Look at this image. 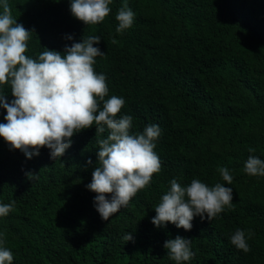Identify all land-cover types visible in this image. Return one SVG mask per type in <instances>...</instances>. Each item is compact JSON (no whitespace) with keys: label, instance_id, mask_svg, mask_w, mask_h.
Listing matches in <instances>:
<instances>
[{"label":"trees","instance_id":"1","mask_svg":"<svg viewBox=\"0 0 264 264\" xmlns=\"http://www.w3.org/2000/svg\"><path fill=\"white\" fill-rule=\"evenodd\" d=\"M8 3L17 23L34 30L25 53L33 59L45 48L63 53L89 35L101 38L94 47L105 55L94 69L106 76L105 99H124L118 117H133L130 134L160 127L154 151L162 165L104 221L94 207L97 194L86 187L99 166L95 124L75 133L56 160L46 147L28 159L0 137V204L14 202L0 217V247L12 252V264H177L163 247L177 236L191 239L195 254L181 264H264V177L244 172L250 155L264 160V0H127L134 22L122 34L115 17L124 0H112L96 25L73 17L71 0ZM0 91L14 99L10 85ZM6 114L0 108V123ZM107 135L106 128L100 138ZM221 167L233 176L230 185ZM174 178L182 186L199 179L231 187L232 208L211 221L194 217L190 231L172 223L157 228L154 207ZM237 229L248 253L230 242Z\"/></svg>","mask_w":264,"mask_h":264},{"label":"clouds","instance_id":"2","mask_svg":"<svg viewBox=\"0 0 264 264\" xmlns=\"http://www.w3.org/2000/svg\"><path fill=\"white\" fill-rule=\"evenodd\" d=\"M111 3L112 0H71L70 11L84 25H96L109 15ZM0 7L3 10L0 13V86L10 85L14 97L8 102L0 91V108L7 113L4 116L6 123H0V137L8 143L10 150H19L28 159L38 156L46 147L50 150V158L56 160L71 146L75 133L95 124L99 166L95 167L91 183L86 187L97 194L94 207L102 220L108 221L121 208L127 207L138 191L150 184L153 174L161 171L160 158L154 151L155 141L161 135L160 127L153 124L146 126L142 133L130 134L133 117H118L124 99L115 95L105 99L108 94L106 76L94 69L96 57L105 55L94 47L101 42L99 36L89 35L82 42L65 45L63 53L45 48L33 59L25 53L34 30L17 23L8 0H0ZM115 19L118 34L132 27L134 12L128 7L127 0ZM65 39L73 40V37L68 35ZM116 42L113 39L112 43ZM106 128L107 137L100 138ZM254 151L249 149V152ZM87 164L91 165L92 160L89 159ZM218 171L230 185L233 176L229 169L221 167ZM244 172L264 177V160L250 155ZM26 176L29 180L38 179L37 173L28 172ZM232 201V188L221 183L209 187L199 179H192L189 185L182 186L174 178L170 181V189L154 207L156 215L151 223L157 228L172 223L190 231L194 217L211 221L226 207L231 209ZM13 208L14 202L0 204V217L7 216ZM123 239L133 241V236L129 233ZM3 242L0 239V245ZM230 242L244 253L251 250L243 230L237 229ZM190 245L191 239L177 236L166 240L163 247L170 259L181 264L195 255ZM12 261V252L0 247V264H12Z\"/></svg>","mask_w":264,"mask_h":264}]
</instances>
